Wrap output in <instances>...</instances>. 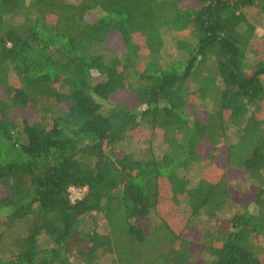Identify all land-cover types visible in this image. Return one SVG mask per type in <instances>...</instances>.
Returning <instances> with one entry per match:
<instances>
[{
	"label": "trees",
	"instance_id": "16d2710c",
	"mask_svg": "<svg viewBox=\"0 0 264 264\" xmlns=\"http://www.w3.org/2000/svg\"><path fill=\"white\" fill-rule=\"evenodd\" d=\"M78 1L0 0V264H264V0Z\"/></svg>",
	"mask_w": 264,
	"mask_h": 264
},
{
	"label": "rangeland",
	"instance_id": "374dc122",
	"mask_svg": "<svg viewBox=\"0 0 264 264\" xmlns=\"http://www.w3.org/2000/svg\"><path fill=\"white\" fill-rule=\"evenodd\" d=\"M69 1H71V2H76V3L79 2L78 0H69ZM244 12H245V14L247 15V17H248L250 23L253 24V25L255 26V28H256V33H257V35H258L257 41H256V43H254V45H253V51H261L262 48H261L260 44H261L262 40L264 39V14L260 13V12H259L258 10H256V9H254V10L247 9V10H245ZM165 35H167L166 50L168 51L169 54H171V56L174 55V57H175V55H177L178 51H177L176 48L173 46V43H172V41H171V35H170L169 33H167V34H165ZM257 42H258V43L260 42V44L258 45ZM254 57H255V54L252 52V54L250 55V58H251L252 61H254ZM255 58H256V57H255ZM167 59H169V57H168ZM155 148H156V152H157V154H158V155H162V153H163V149H162L161 147H160V149H159V148H157L156 146H155ZM182 209H183V211H184L185 213H188V212H189V211L187 212V208H186L185 205L182 206ZM185 213H184V214H185ZM96 219H98V221H101V224H100V230H101L102 232L107 233V232H108V225H107V222H106V221H102L103 218H102V217H99V216H97ZM87 224H88L89 226H91V225H92V219H88V220H87Z\"/></svg>",
	"mask_w": 264,
	"mask_h": 264
},
{
	"label": "built area",
	"instance_id": "2783aa9c",
	"mask_svg": "<svg viewBox=\"0 0 264 264\" xmlns=\"http://www.w3.org/2000/svg\"><path fill=\"white\" fill-rule=\"evenodd\" d=\"M83 192L84 190L81 189L78 190V188H72L70 190V199L72 200V202L81 200L83 197Z\"/></svg>",
	"mask_w": 264,
	"mask_h": 264
}]
</instances>
